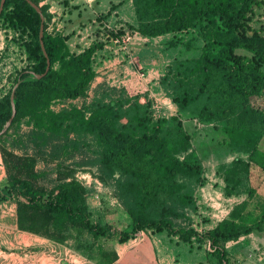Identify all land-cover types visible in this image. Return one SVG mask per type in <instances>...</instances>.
Returning <instances> with one entry per match:
<instances>
[{"label":"trees","instance_id":"trees-1","mask_svg":"<svg viewBox=\"0 0 264 264\" xmlns=\"http://www.w3.org/2000/svg\"><path fill=\"white\" fill-rule=\"evenodd\" d=\"M31 1L38 5V0ZM262 1L132 0L135 22H124L127 29L146 37L169 34L164 43L179 51L160 77L161 89L178 113L154 117L151 101L144 95L130 100L121 95L109 101L107 95L96 96L88 111L46 110L54 100L86 94L96 75L95 55L115 34L94 38L76 52L68 46L69 36L48 32L44 20L45 56L39 41V13L28 0H5L0 19L27 34L23 46L31 63L16 72L12 86L0 97L1 131L11 116L10 94L16 85V113L0 140L24 116L48 139L65 137L69 129L92 134L100 150L89 163L97 166L102 181L112 182L122 212L129 216L123 227L102 213L94 219L80 181L67 180L68 173H61L53 187L38 186L30 164L16 157L8 160L13 155L2 147L8 184L1 188L0 200H16L18 229L58 243L73 240L76 250L97 264H111L117 258L114 249L104 248V241L124 243L143 230L178 236L188 245L207 241L218 264H229L227 241L264 230V203L255 198L256 188L250 182L253 167L264 171V109L252 102L264 91V30L250 25L254 7ZM40 9L46 18L47 6ZM125 31L119 26L116 33ZM47 58L50 66L42 75ZM183 114L212 125L231 152L246 154L216 170L226 196L245 193V198L214 227L201 232L195 192L204 185L205 168L183 125ZM86 234L93 242L84 241Z\"/></svg>","mask_w":264,"mask_h":264},{"label":"rangeland","instance_id":"rangeland-1","mask_svg":"<svg viewBox=\"0 0 264 264\" xmlns=\"http://www.w3.org/2000/svg\"><path fill=\"white\" fill-rule=\"evenodd\" d=\"M43 1L44 0H38V5L47 6ZM54 1L56 3L52 9L55 12L50 13L47 6L46 18H44V20L48 32L60 33V31L56 30V27L61 24L63 20L59 22L60 20L56 18L52 21L51 18L53 14L57 15L56 11L61 4H66L64 0H59V2L56 0ZM123 10H126L127 15H129L130 8L124 7ZM130 16H132V14ZM95 19L93 24H98V26L95 25L96 27H93V31L89 36V38L92 36L91 39L85 38L84 44L81 43V45H89L94 38L103 40L107 38L108 34H115L111 43L113 46H124L125 49L121 48L124 51L122 57L119 56L118 59L120 61L119 63L125 65V67H122L121 71L118 73L119 76L115 75V77L110 78L109 81L104 79L100 85H94L91 82L84 96L75 99L54 100L49 103L46 110L55 113L62 109L77 107L88 111L87 108L96 96L107 95L108 97L106 99L109 101L121 95L126 100H130L131 96L144 95L151 101V111L154 117L169 116V112H173L172 108L175 107V104L168 96L163 94L160 85V77L166 72V68L170 63L169 58L172 57L171 51H173V49H169L168 46H164L166 45L164 43L166 38L146 37L136 32H130L124 22L114 25L107 24L103 21L104 17L100 14H98ZM250 25L256 29L264 30V0L259 6L254 7ZM119 26L124 27L126 30L125 33L120 36L116 33ZM97 30L100 31L99 34H96ZM60 34L63 35L62 32ZM27 38V34L10 28L0 19V97L12 86L16 72L31 63L23 46V41ZM117 38L120 41H113ZM69 43L74 44V41ZM137 48H140L138 54ZM107 50L110 51L112 48H108ZM116 50V54L113 52L110 53L117 56L120 49ZM174 50L176 51V49ZM105 58L109 59L111 57L106 56L105 53L104 55L100 53L99 56L95 57L93 63L95 70H99V72L105 70L100 68V66L102 67L100 63L102 60H105ZM252 102L255 106L264 109V91L258 97H253ZM185 120L187 121L188 119L186 118ZM186 129L192 137L193 147L197 150L203 161L205 168L204 176H207L205 177V182L208 179V175L212 173L214 169H217L219 165L229 164L236 156L246 158L245 153L231 152L223 145L221 143L222 134L215 130L210 124L201 123L199 125L197 122L193 124L186 122ZM73 141L78 142L79 145H71ZM263 142L264 140L262 141V145L264 144ZM66 143L68 145H65ZM2 147L13 155L10 158L7 157L8 160L12 161L17 158L20 162L23 161L25 164H30L31 171L37 175L35 181L38 186L51 188L59 179H62L61 176L66 173H68L65 176L67 180L74 178L79 181L80 176L85 175L90 183H82V185L86 190V199L88 205L93 210L94 219L97 217L98 213H102L103 216L112 220V223L117 227H123L129 222V216L125 212L122 214L119 211L120 206L114 195L112 182L102 181L99 177L97 166L89 163L91 159L97 158L100 150L99 143L92 134H84L77 130L69 129L65 137L62 135L56 139H48L47 133L42 134L38 132L29 116L21 117L6 131L0 140V176L2 175L0 177V190L2 186L8 184V169L3 162ZM9 167L11 171H14L13 163H11ZM23 172H25V170H23ZM250 182L252 186L256 188L255 198L264 203V171L257 167H253L251 169ZM211 183V189L214 191L210 201L211 203H202L200 200L198 202L202 220L200 226H204L202 223H205V226H210L224 218V204H226V202L223 198H225L226 195L223 193V190L222 194L220 193V184L217 181ZM201 187H197L196 189V196L198 199H200V192L205 190V188ZM97 193L99 196L96 197ZM235 196L239 202L245 198V193ZM254 204H256L255 201H253L249 207L252 208ZM17 234L19 236L21 233L18 232ZM257 234L263 237L264 231L258 232ZM170 237L171 236H168L165 232L156 233L151 230H143L140 231L135 238L127 242L118 243L116 240L110 239L104 241L103 246L107 250L114 249L116 252L118 251L121 256L126 254L124 258L125 261L120 260L115 264H154L153 261L149 259V257L153 258L154 256L157 259V263L161 264V261L160 263L158 261L159 258L164 256L172 257L173 254L171 250H178L175 246V239ZM31 238L33 243L28 246L26 251H31L32 254H34V262H39L41 253H45L47 256L44 255L43 259H46L47 264H97L96 259H88L85 255L76 250L73 240H68L66 243H52L50 242L51 240L48 242L43 241V237L39 235L31 236ZM84 239L86 242H93L91 237L87 234L84 236ZM148 241H150L153 246H147ZM153 241H155L156 244H154ZM179 245L189 248V246L183 242L179 243ZM22 250L23 249L16 248L13 251L21 253ZM179 251L180 253L182 252L181 250ZM114 261L112 263H114Z\"/></svg>","mask_w":264,"mask_h":264},{"label":"crops","instance_id":"crops-1","mask_svg":"<svg viewBox=\"0 0 264 264\" xmlns=\"http://www.w3.org/2000/svg\"><path fill=\"white\" fill-rule=\"evenodd\" d=\"M56 1L59 2V0ZM43 2L48 6V11L50 13L55 12L52 9L54 7V4L56 3L54 0H44ZM124 7L130 8V12L128 13L129 15H127L126 10H123ZM132 10V0H68L67 5L61 4V6L56 11L57 15L53 14L51 20L54 21L56 18L60 20L59 22L63 20L61 24H57L58 26L56 27V30L60 31V33L62 32L63 35L69 36V38L67 39V43L71 51L79 52L83 47L88 46L81 45V43L85 41V38L91 39L92 36L90 38L89 36L93 31V27L95 25L98 26V24H93V22L96 20L95 17L98 14L104 16L109 12V15L103 19V21L107 24L114 25L122 24L123 22L134 23L135 15L134 10L133 13ZM131 14L132 16H130ZM156 37H160V39L164 37L166 38L165 41H167L171 37V35L165 34ZM111 40L104 45L103 50L99 51V53L97 52V54L95 55V57H97L100 55V53H102L103 55L105 53L106 56H109L111 58H105V60L101 61L100 65H102V67L100 66V68L105 70H102L100 72L99 70H95L96 75L92 81V84L94 85H100L102 81H104V79L109 81V79L115 77V75L119 76L118 73L121 71L122 67H125V65L119 63L120 61L118 59L119 56L122 57V53L124 52L122 49H125L124 46H113ZM71 41H74V44L69 43ZM108 48H112V50L109 51L107 50ZM116 49H120L119 54L117 56H115L114 54L112 55V52L115 54L117 53ZM139 49L140 48H137V54L139 53ZM178 55V49L176 48V51L173 49V51H171L172 57L169 58V60L172 61V59L177 57ZM172 111L173 112H169V115L178 113V108L176 105L172 108ZM186 118L188 119L187 121L185 120ZM182 119L185 129L186 122H190V124L197 122L195 118H190L187 114H183ZM198 124L200 125V123ZM217 169H214L213 172L208 175V179L201 187L205 188V190L201 189L202 191L199 195L200 199L197 198L195 192L197 203L199 202V200L202 203H211L210 201L214 193V191L211 189V182L213 181H217L220 184L219 190L222 194L224 181L220 176V173H216ZM223 200L226 202V204H224L225 210L223 216L225 217L228 214L229 210L235 204H237L238 201L235 195L226 196L225 198H223ZM15 202L16 200L13 198L0 200V264H47L46 259H43V256L46 255L45 253H41L39 262H34V254H32L31 251H26L28 246L32 245L33 243L31 240V236H36V234L18 229L16 223ZM119 211L123 213L121 207H119ZM202 224H204V226L199 227L203 230L212 228L216 225V223L210 226H205V223ZM263 231L264 230L258 232L260 233ZM18 232L21 233L19 234V236L17 234ZM258 232H250L248 234L239 236L236 240H229L225 243L224 246L230 258L229 264H264V236L262 237L261 235H258ZM170 238L175 239V246L178 250H171L173 254L172 257L164 256L162 258H159V263L161 261V264H218V259L216 255H214L210 251L207 241H203L202 243L194 241L192 245L187 244L189 248H186L179 245L181 241L178 239V236H171ZM42 239H44L43 241H50L49 239L44 237ZM50 242L55 243L54 241ZM153 242L154 244H156L155 241ZM148 245L153 246L150 241H148L147 246ZM16 248L23 250L21 251V253L16 251L14 252L13 250H15ZM179 250H181L182 252L180 253ZM117 255L118 258L114 261V263L111 264H115L120 260L125 261L124 258L126 257V254L124 256H121L117 251ZM149 259L153 261L154 264H158L155 256L153 258L149 257Z\"/></svg>","mask_w":264,"mask_h":264},{"label":"water","instance_id":"water-1","mask_svg":"<svg viewBox=\"0 0 264 264\" xmlns=\"http://www.w3.org/2000/svg\"><path fill=\"white\" fill-rule=\"evenodd\" d=\"M4 1L5 0H0V13H1L2 9H3ZM28 2L31 4V6L33 8H35V10L39 13L40 18H41V23H40V27H39V41H40V44H41V48L43 50V53L46 56V52L44 50V46H43V43H42L43 29H44V16L42 14V11H41L39 5L35 4L31 0H28ZM46 62H47V65H46V68H45V72L42 75H44L48 71L49 66H50V61H49L48 58H47ZM38 76L40 77L41 75H38ZM15 87H16V85H14V87L12 88L11 94H10V102H11V108H12L11 116L8 119V121L6 122L4 128L0 131V135L3 134V132L5 131V129L9 126V124L11 123V121H12V119L15 116V113H16V109H15V106H14V100H13Z\"/></svg>","mask_w":264,"mask_h":264},{"label":"built area","instance_id":"built-area-1","mask_svg":"<svg viewBox=\"0 0 264 264\" xmlns=\"http://www.w3.org/2000/svg\"><path fill=\"white\" fill-rule=\"evenodd\" d=\"M113 41L116 42V41H120V40H118V38H117V39H115V40H113ZM195 120H196V119H195ZM196 121H197V120H196ZM197 123H200V122L197 121ZM200 124H201V123H200ZM79 179H80L79 181H80L81 183H85V184H86V183H90V182H89V179L86 178L85 175H81ZM200 187H201V186H200ZM97 196H99L98 193L96 194V197H97ZM197 204H198V203H197ZM199 213H200V212H199ZM198 231L201 232V231H203V230H202L201 228H198Z\"/></svg>","mask_w":264,"mask_h":264}]
</instances>
